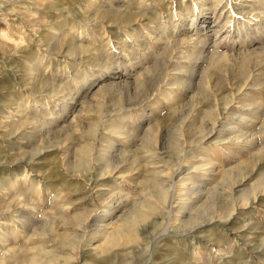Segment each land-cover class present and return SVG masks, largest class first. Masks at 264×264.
Returning <instances> with one entry per match:
<instances>
[{
	"label": "rangeland",
	"instance_id": "1",
	"mask_svg": "<svg viewBox=\"0 0 264 264\" xmlns=\"http://www.w3.org/2000/svg\"><path fill=\"white\" fill-rule=\"evenodd\" d=\"M42 1L43 0H0V184L2 183L0 186V203L11 201L12 204V206L9 205L7 209H4L6 210V212L4 214H0V216L8 217V215L11 213L16 215L17 213L20 215L28 214V216H30L34 220V223L40 226V223L43 224L45 223V221H57L58 216H56V218H53L51 216L49 217L50 211L53 210L57 203L61 205L63 204L62 211L65 215L68 216H70V214H73L75 210H90L91 213L84 225V230H80L82 228L75 227L73 225V221L70 220L71 230L74 232L75 230L81 231L84 239L79 248L74 250L66 249L67 252L64 251L66 252V254L69 253L72 258H70L68 261H65L61 259L62 257H60V261L58 262L59 264H81L83 259L82 255L79 253L81 252L80 249H82L83 245L88 253L92 252V250L89 249V246H87L86 243L88 242V240L92 239L91 230L94 228V223H101V217L104 214V209L106 208V206L111 202V213H115L117 215L122 214V212L126 211L131 205L132 199H134V195V197H136L137 195H143L144 193H141L142 191H139L141 190L139 189L141 186L136 185L132 180L133 178L138 176L133 175L134 177H128L126 184L123 185L125 189L124 192L121 191L119 193L117 185L120 183V180L115 176L108 175V172H105L104 174H102V171L100 172V168H102V166L100 165H102L103 160H98L96 158L100 150H107V157L111 158V160L113 159V165H116L118 163V161L116 160H118L120 157V152L118 150L119 145L117 144L119 139L118 135H116V132L114 131L117 117L122 114L127 116V113H129V116H127L128 118H125L127 120H121L128 123H126L127 127L129 128L127 129L129 130L128 132L130 134V137L133 138L128 145L130 149L128 150V152L136 151L139 144L143 142L142 137H140L142 130H140L139 128L134 130V125L142 120V118H138L135 113L137 110H139V112L144 113L147 117L150 112L151 105H154L157 109L154 110L151 119L153 118V121L156 120V123L159 125L160 133L166 140L169 139L173 141L172 139H175V127L178 124L181 125L182 119L186 116H189L187 119V123L189 124V126L186 123L187 128L186 126H184V132L185 135L189 132L191 133L196 125H198L200 122H204L207 119L206 114L203 113L204 109H211L215 105H222V103L224 102V95L226 93L231 94V91H229L231 85L228 81H225L224 77L230 74L236 75L237 71H233V68L227 71L224 68H222L221 70L218 69V67L212 66L209 68L208 80L197 82L196 85L193 84V87L190 86L189 90H191L192 88L194 89L191 90L190 94L178 97L177 100L171 99V94H169L171 93V88L173 89L176 87L175 84L171 82L178 81L177 75L173 76V74L179 72L180 62L183 61V63L186 64L185 69H187L190 67H194V63L196 66H198L197 62L203 64L207 63L206 57L209 56V53L206 54L207 51L205 50V46L204 49H202L204 51L202 55H200L199 53V48H196L194 53L192 54H186L184 51V42L177 40L174 43L172 41L176 38L182 37V32L186 31V35H188L190 39H196V37L197 39H204L207 45L210 46L209 50L213 48H218L221 50L224 48L223 50L227 49V52L229 51L231 55H241V49L243 50V53H245L247 50H249V48H251L253 45L255 46V44L257 45L258 43L260 44L258 46L264 49V25L262 24L264 23V20H262V22L258 24V27L262 29L261 35L255 38H253L254 36H257L255 35V28H252V26L250 25H248L247 27L248 30H250L249 38L246 39L244 37V34L242 33L243 31L238 32L236 29L239 28L241 30H244V27L240 25L241 21L242 23H249V21L254 22L255 19H251L254 12H260V14L262 13V17L264 16V0H221V2H213V0H206L205 2L204 0H180L181 2L178 3L177 1L179 0H165L166 3L164 2L163 5H151L149 3L142 5L138 2H135L134 4L132 2H127L126 0L125 2H122V0H108V2H106L107 0H102L103 2H99L98 6L94 8L93 6H88L87 2H83V0ZM56 1L58 2L56 3ZM39 3L41 4V6L39 5ZM213 5L218 7H214ZM105 6L109 7L107 8ZM135 6H139L138 8L140 9V12H145L143 10H146V15L144 14V16L134 18L131 20L132 22L129 23H119L110 19L114 16L121 17L122 14H125L126 16L131 15V13L135 11ZM153 7L155 9L153 12H151ZM96 9L100 10L101 13H104L105 18L102 17V14L97 16V13L95 11ZM212 9H214L215 11ZM219 9L223 11H220ZM238 9H240V11ZM111 12L113 13V15ZM203 12L204 14L207 13V15L214 19L216 25L218 24V32L214 30V32H212V37L208 36L209 32L207 29L199 28L202 24V21H200V19L202 18ZM220 12L221 15L219 16ZM108 16H110L109 20ZM193 18H197L194 25L190 24ZM156 22L158 24H156ZM231 24H235L234 27ZM135 25L137 27L135 29L136 31H130V27ZM163 25L167 26L168 37L159 38V34L162 35L161 31L164 27ZM225 33H227L226 36L224 35ZM119 38H121V40H119ZM155 38L156 40H154ZM250 39L254 40L251 41ZM213 40L216 43H214ZM220 42H222V44ZM243 43L245 44V46ZM124 45H126L127 47ZM142 47L144 48V51H141L143 50ZM230 47H233L235 50L233 48L229 49ZM235 52H237V54ZM146 53L149 54L148 57H145ZM131 54L133 55L130 56ZM198 55H200L201 58H205L204 61L201 62V59L197 57ZM204 55H206V57ZM123 57L125 62L121 63V59H123ZM128 57L130 58L128 59ZM145 65H151V68L153 69H151V71H148L143 67ZM262 65H264V63L258 65V69L255 68L256 70H252L253 74H251V76L249 77L247 83L245 84L246 86H244V88L238 91L237 95L234 96V101L232 100L228 106L229 114H227V116H229L220 119V121L217 120V125H223L224 120H231L232 116L239 113L238 106L240 105H244L245 108H254L255 110L253 111H247L248 114L246 115V124H242L239 126L240 129H243H241L242 133L239 139H245V135L248 136V138L250 139V141L247 142L248 146H246V143V145H242L240 147H233L229 151L231 154L224 157L223 153L219 150L218 147L212 146L213 148H211V146L206 145L207 149H212L211 151L214 152V155L210 157L215 159L217 162H215L214 164L215 167L217 166L215 168L216 170L214 169L213 172L210 171V173H206L204 171H197L199 169L196 168L197 170H195L193 173V176L198 178V180L201 179L200 182H202L201 184H203L202 188H206V190H209L211 188H218L221 191L222 184L221 182H219L221 181L222 174L221 167L224 166V168H226L228 166L226 165L228 158L235 157V159L237 160L240 157L244 162L254 164V161L257 159L253 154L260 155L262 153V156L260 155L261 161H257L258 164H256V166H264V158H262L264 157V66ZM168 70L170 71L168 72ZM119 75L128 76L126 78L128 83L127 86L122 85V79L124 77L122 79H119ZM137 76H140L141 80L136 81L135 78ZM169 78L171 82L167 81ZM227 78H229V76ZM196 79H198V76L196 77ZM100 80L102 81L100 82ZM251 80H253V82H251ZM194 81H192L191 83H193ZM230 81H232V79ZM96 82L98 83V85H100V87L105 85L103 86V88H106V90H104V92H102L100 96H91V94L87 91L88 86L90 85V83ZM112 82H114V84H117H110ZM107 84L109 85L106 86ZM112 86L115 87L112 88ZM251 93L253 96L251 95ZM152 94L154 97L152 96ZM120 96H123L124 102L126 100L125 108L122 109L118 108V99L120 98ZM190 96L193 97L191 98ZM134 107H139V109L136 110L134 109ZM18 108L19 113L21 112L20 115L17 113ZM170 111H172L173 114H169ZM166 114L169 115L166 116ZM83 118L85 120H83ZM99 119H101V121L98 122L97 126L91 128V125L95 123V121L97 122ZM32 120L34 121L32 122ZM1 122H3V124ZM8 122L11 124H7ZM106 123H110V126L105 127ZM254 124L257 126L259 125L260 129L257 128V126H254ZM3 125L8 126L6 127ZM105 130L108 132H106ZM223 135L224 136L222 141H227L228 136H232V134H229L227 130L223 131ZM86 140H88L92 144L93 148H91V156L94 159L92 160L90 175H80L78 174V172L76 173L74 171L73 162L76 159V148L79 144ZM223 143H225V147L229 145L228 142ZM106 144L108 147L111 146L112 148H108L107 146L105 147ZM183 147L185 150H183L182 152L183 155L181 154L179 156V159L175 160V155L173 153H170L171 148L165 146V159L169 160L170 164H172L173 162H178L180 160V163L189 166L191 162L190 160H195V158L199 160L203 159L205 158V152L208 153V151H201L198 143L185 142L183 144ZM250 148L254 150H250ZM146 154L148 153L144 154L146 156L145 158H143L144 156L142 155V153L138 154L140 156L139 161L141 165L145 164L143 163V161L145 162L148 159ZM185 161L189 162L186 163ZM26 162L29 164H27ZM170 164H166L164 162L158 163L160 168H167V166ZM207 165L209 166L210 164H206V166L203 165L202 168H206ZM175 167L176 166H174V169ZM142 168V166L139 167V176L145 174V171ZM22 169H25V175L29 176L30 178L33 177L35 179V188L32 190L21 189L16 191L7 189V187L3 188L4 183H9V180L11 181L13 179V175L15 173L13 171L16 170L17 172ZM64 171L66 172L64 173ZM56 172H59L60 174H57ZM96 172H98L99 174L97 175ZM202 172L204 174H202ZM45 173L47 174L45 175ZM54 173H56L58 176H55ZM48 174L51 175L49 176ZM206 176H208V178ZM257 176L258 175L256 174L253 175L252 179H255V177ZM55 177L58 178L56 179ZM74 181H77L78 183H74ZM104 181L105 183H103ZM46 185L47 187H45ZM62 185L63 187L67 186L68 189L63 188ZM77 186L80 188L82 187L81 190L79 189L78 191H76L75 189L77 188ZM106 186H108V188ZM47 188L50 190H47ZM99 189L101 190V192ZM102 189L104 192L102 191ZM1 191H3V193ZM55 193L58 194L54 195ZM133 193L134 195H132ZM83 195L85 197H83ZM95 195L96 197H98L95 198ZM106 195H109L110 198ZM81 197L84 198V200L80 199ZM105 197L108 199H106ZM111 197L114 198V201ZM123 203L125 204V206ZM32 206L36 207L37 209H35L34 211L32 209ZM49 206L53 208L47 209L49 208ZM44 209L46 210L44 211ZM250 209L253 210L252 208ZM43 211L45 212V214L42 213ZM250 211H242V214L240 215L241 217L237 219L239 221L236 220L238 224L236 223L234 225H231L224 223L225 227L228 226L230 228L228 231L231 240L224 241L220 239L219 242L221 244L224 243L226 246L225 250L220 252L216 245L212 246L210 244L217 243L211 240L212 238L214 239V236H228L226 234L227 230H225L224 232L221 231L218 234V230H221L220 228H225L224 226L222 227V223L220 224V227H218V224H215V221H211L209 223L204 222L200 226L193 225L194 227L188 226L187 228L178 230L170 225V222H172L175 217L174 210L170 211L168 217L166 215L164 218L152 215V218H149L150 222L147 223L141 230L143 231L142 237H145L147 239L141 241V245L139 247L140 249L138 250L139 252H137L135 257H128V259L125 260L130 261V263L128 264H155L156 262V264H161L162 262L163 264H181L182 262V264H264V205L258 208H254V210L251 212ZM215 212H217L216 209H214V213ZM189 215L190 214H186L185 216L187 217ZM209 215L210 213L208 212L203 216L207 217ZM15 218H20L19 220H21L23 217H12L13 220H16ZM153 218H156V222H161V225L157 223L154 224V226L152 223ZM58 222L59 221H57L56 223L57 227H59L60 225V222L59 224ZM7 223L10 227L13 225V227H15L16 224V222L13 223V221H8ZM213 223L216 227H212ZM165 228L167 229L164 233ZM9 229L11 230V228ZM232 229L235 232H232ZM257 230H259L260 232H258ZM257 233H261V236ZM239 236L240 240L246 243V250L243 253L244 256L237 259L236 261L231 260L229 262L227 258L230 257L232 253L226 251L231 247H233V251L238 250L240 246L242 247V245L238 244L240 243L239 240L235 241V239L239 238ZM254 236H258L259 238H255ZM205 241L207 243L209 242L208 246ZM177 246L178 248L175 249V247ZM142 247H146V251H143V253H141L142 251H140L141 249L144 250ZM171 247L172 249L170 250ZM148 252L152 253L151 258L149 259V261H144L147 257ZM116 258V264L124 263V261H122L123 254L117 255ZM246 259H250L251 262H249V260L247 262Z\"/></svg>",
	"mask_w": 264,
	"mask_h": 264
},
{
	"label": "bare ground",
	"instance_id": "2",
	"mask_svg": "<svg viewBox=\"0 0 264 264\" xmlns=\"http://www.w3.org/2000/svg\"><path fill=\"white\" fill-rule=\"evenodd\" d=\"M44 1V0H43ZM42 1V2H43ZM47 1V0H46ZM51 1V0H50ZM77 1V0H76ZM102 0H83V2H87L88 6H93L97 7L98 3L101 2ZM120 1V0H119ZM127 2H132L135 4V2L137 3H141L142 5H145L146 3H149L151 5L155 4V5H163L165 0H126ZM202 1V0H200ZM206 0H204L205 2ZM241 1V0H240ZM253 1H259V0H253ZM58 1H56L57 3ZM103 2V1H102ZM108 2V0L106 1ZM122 2H125V0H122ZM121 2V3H122ZM126 2V3H127ZM171 2V1H170ZM175 2V1H174ZM181 2L180 0L177 1ZM190 2V1H189ZM213 2H221V0H213ZM225 2V1H224ZM223 2V3H224ZM166 3V2H165ZM197 3V2H196ZM200 3V2H199ZM231 3V2H230ZM235 3V2H234ZM46 4V3H45ZM50 4V2H49ZM62 4V3H60ZM66 4V3H65ZM104 4V3H101ZM117 4V2H116ZM130 4V3H129ZM169 4V3H167ZM183 4V3H182ZM220 4V3H219ZM39 5L41 6V4L39 3ZM59 5V4H57ZM119 5V4H118ZM121 5V4H120ZM227 5V4H226ZM233 5V4H232ZM56 6V5H55ZM69 6V3H68ZM76 6V4H75ZM114 6V5H113ZM127 6V5H126ZM130 6V5H129ZM141 6V5H139ZM139 6H135V11L131 13V15H125L122 14L121 17H117L114 16L110 19L117 21V22H121V23H129L132 22L131 20L140 16H144V14L146 15V10H143L145 12H140V9L138 8ZM214 6V5H213ZM51 7V6H50ZM49 7V8H50ZM54 7V5H53ZM64 7V6H63ZM105 7H109V6H105ZM112 7V6H110ZM119 7V6H118ZM123 7V6H122ZM156 7V6H155ZM214 7H218V6H214ZM238 7V6H237ZM255 7V6H254ZM76 8V7H75ZM210 8V7H209ZM249 8V7H248ZM154 7L152 8L151 12L154 11ZM205 9V8H204ZM226 9V8H225ZM229 9V8H228ZM242 9V6H241ZM214 10V9H212ZM220 10V9H219ZM240 11V9H238ZM262 10V9H261ZM96 11V15L99 16L100 14H102V17L105 16L104 13H101L100 10H95ZM98 11V12H97ZM215 11V10H214ZM223 11V10H220ZM233 11V10H231ZM237 11V10H236ZM157 12V11H156ZM167 12V11H165ZM175 12V11H174ZM226 12V11H225ZM228 12V11H227ZM230 12V11H229ZM235 12V11H234ZM88 13V12H87ZM86 13V14H87ZM109 13V12H108ZM112 13V12H111ZM110 13V15H111ZM163 13V12H162ZM73 14V13H72ZM92 14V13H91ZM94 14V13H93ZM121 14V13H120ZM154 14V13H153ZM181 14V13H180ZM184 14V13H183ZM191 14V13H190ZM232 14V13H231ZM234 14V13H233ZM238 14V13H236ZM109 15V14H108ZM113 15V13H112ZM156 15V14H155ZM221 15V12L219 14V16ZM228 15V14H227ZM249 15V14H248ZM85 16V15H84ZM166 16V15H165ZM92 17V15H91ZM96 17V16H95ZM107 17V16H106ZM108 16V20H109ZM186 17V16H185ZM196 17V16H195ZM255 17V18H254ZM62 18V17H61ZM85 18V17H82ZM105 18V17H104ZM157 18V17H156ZM192 18V17H191ZM215 18V17H214ZM226 18V17H224ZM107 19V18H106ZM149 19V18H148ZM197 18H193L191 20L190 24L195 23ZM220 19V18H219ZM251 19H255L254 22L249 21V23H245L242 21L240 22V25H242L244 27V30H241L239 28H236L238 32H242L244 34L245 39L249 38V34H250V30H248V25L252 26V28H255V35L253 38L258 37L261 35L262 29L258 27V24H260L262 22V20H264V16L262 17V13L260 14V12H254L253 13V17ZM162 20V19H161ZM169 20V19H168ZM105 21V20H104ZM139 21V20H138ZM137 21V22H138ZM176 21V20H175ZM200 21H202V24L200 25V29H207L208 30V36L212 37L214 30H216V32H218V24L216 25V22L214 19H212L209 15H207V13L202 15V18L200 19ZM221 21V20H220ZM223 21V20H222ZM110 22V21H109ZM102 23V22H101ZM166 23V21H165ZM172 23V22H171ZM67 24V23H66ZM156 24H158L156 22ZM162 24V23H161ZM182 24V23H180ZM184 24V23H183ZM264 25V23H262ZM48 25V24H47ZM130 25V24H129ZM196 25V24H195ZM233 25V24H231ZM230 25V26H231ZM235 25V24H234ZM233 25V27H234ZM111 26V25H110ZM117 26V25H116ZM164 26V25H163ZM226 26V25H225ZM260 26V25H259ZM121 27V26H120ZM142 27V26H141ZM261 27V26H260ZM263 27V26H262ZM78 28V27H76ZM80 28V27H79ZM92 28V27H91ZM136 25L130 27V31H136ZM143 28V27H142ZM174 28V27H173ZM191 28V27H190ZM193 28V27H192ZM226 28V27H225ZM49 29V28H48ZM66 29V28H65ZM94 29V28H93ZM91 29V30H93ZM121 29V28H120ZM152 29V28H151ZM157 29V27H156ZM222 29V28H221ZM220 29V30H221ZM61 30V29H60ZM67 30V29H66ZM76 30V29H75ZM88 30V29H87ZM118 30V29H117ZM176 30V29H175ZM182 30V29H181ZM186 30V29H185ZM219 30V31H220ZM225 30V29H224ZM234 30V29H233ZM84 31V30H83ZM129 31V30H128ZM192 31V30H191ZM227 31V30H226ZM230 31V30H229ZM62 32V31H61ZM88 32V31H87ZM115 32V31H114ZM162 35L159 34V38H166L168 37V30H167V26L165 25L162 28ZM181 32V31H180ZM237 32V33H238ZM63 33V32H62ZM81 33V32H79ZM90 33V32H89ZM118 33V31H117ZM129 33V32H128ZM137 33V32H136ZM202 33V32H201ZM204 33V32H203ZM207 33V32H206ZM98 34V33H97ZM170 34V33H169ZM223 34V33H222ZM227 33H225L224 35L226 36ZM231 34V33H230ZM235 34V32H234ZM49 35V33H48ZM216 35V34H215ZM214 35V36H215ZM46 36V35H45ZM80 36V34H79ZM86 36V35H85ZM84 36V37H85ZM130 36V35H129ZM132 36V34H131ZM154 36V35H152ZM218 36V35H217ZM222 36V35H221ZM239 36V35H238ZM72 37V36H71ZM121 37V36H120ZM192 37V36H191ZM47 38V37H46ZM74 38V37H73ZM122 38V37H121ZM121 38H119V40H121ZM221 38V37H220ZM24 39V38H23ZM55 39V38H54ZM53 39V40H54ZM126 39V38H125ZM124 39V40H125ZM128 39V38H127ZM153 39V38H152ZM208 39V38H207ZM215 39V38H214ZM258 39V38H257ZM256 39V40H257ZM261 39V38H260ZM46 40V39H44ZM49 40V39H48ZM89 40V39H88ZM123 40V39H122ZM134 40V39H133ZM132 40V41H133ZM156 40V38L154 39ZM177 40H180L181 42L185 43V53L189 54V53H194L196 48H199L200 50V55H202V53L204 52L202 49H204L205 46V50L207 51L206 54L209 53V56L206 57V55H204L207 58V63L203 64V63H198V66L195 65L194 63V67H190L185 69V65L182 62H180V70L177 73H174L173 76L177 75L178 78V83L177 82H171L170 78L167 81H170L171 83L175 84V88H171V94L170 97L171 99H176L178 97H182L183 95H188L191 93L190 86L193 87V84L196 85L197 82L200 81H206L209 79V68L212 66L218 67V69L224 68L227 71L229 69H232L233 71H237V74H230L225 76V81H228L229 84L231 85L229 91H231V94L226 93L224 95V102L222 103V105H215L214 107H212L211 109H204L203 113L206 114L207 119L204 122H200L198 125H196L192 131L191 129V133H187L185 135L184 132V126H186L187 123V119L189 116H186L185 118L182 119V124H176L177 126L175 127L176 132H174V138L175 139H165L164 137H162V134L160 133L159 130V125L156 123V120L153 121V118L151 119L154 110L156 109V107L154 105H151L150 107V112L148 114V116L146 117V115L142 112H139V107H134V109H136V115L138 118H142V122L139 121L138 123H136L134 125V130L139 128L140 130H142L141 136L143 142L139 144V146L137 147L136 151H129V147L128 145L130 144V142L132 141L133 138L130 137L129 134V128L127 127L126 123L124 121H121L125 118H128L127 116H129V113H127L128 115L125 116L124 114L120 115L119 117H117V121L115 124V132L116 135H118V150L120 152V157L118 160V163L116 165L114 164V161L111 160V158L107 157V150L106 149H102L100 150V152L97 155V159L98 160H103L102 162V168H100V172L102 171V174H104L105 172H108V175L111 176H115L116 178H118L120 181V183L117 185V189L119 191V193L121 191L124 192V187L123 185L126 184V181L128 179V177L130 176H138L133 178V182L136 185H140L141 187L139 189V191H142L141 193H143V195H137L136 197H134V193L132 195L134 199H132V203L131 205L128 207V209L126 211H123L122 214H115V213H111V202L106 206V208L104 209V214L101 217V223L97 224L94 223V228L91 230V236L92 239L88 240V242L86 243L87 246H89V249L92 250V252L88 253L87 250H85V248L82 245V249L81 252H79L82 255V259L83 261L81 262V264H116L115 260H117V255L119 254H123V260L124 263L123 264H128L130 263V261L125 260L128 259V257H135L137 252H139L138 250L140 249V245H141V241L147 238H143L142 233L143 231L142 228L150 222L149 218L152 215L155 216H160L162 218H164L166 215L168 217L170 211L175 212V217L174 220L172 222H170V225L173 228H176L178 230L187 228L188 226H195V225H202L204 222H211V221H215V224L217 223L218 227H220V224L222 223V227L224 226V223L226 224H238V222H236V220L241 217L240 215L242 214V211H250L252 208L254 210V208H258L264 205V166H256L257 161H261L260 159V155L259 154H253L256 156V159L254 162V164L248 163V162H244L240 157L236 160L235 157L232 158H228L226 165H228L226 168L221 167L222 169V174H221V191L218 188H211L209 190H206V188H202L203 184H201L202 182H200V180H198V178H196L195 176H193V173L195 170H197L196 168H198L199 170L197 171H204V172H209L212 171L217 167H215V162L216 160L213 159L212 155H214V152H212V149H207V146H211V148H213L212 146H216L219 148V150L223 153L224 157L229 156V154H231L229 151L231 150V148L233 147H240L242 145H246V143L248 141H250V139L248 138V136L245 135V139H239V137L241 136V129H240V125L242 124H246V115L248 114L249 111H253L255 110L254 108H245L244 105H240L238 106L239 108V113L234 116H232L231 120H224V124L222 125H217V120L220 121V119L222 118H226L228 117L227 114H229L228 109H229V104L231 103V101L234 99V96L237 95V92L240 91L241 89L244 88V86H246L245 84L247 83L249 77L251 76L252 70L257 68L258 65H260L261 63H264V49H262L260 46L258 41H257V45L255 44V46L253 45L251 48H249V50H245L246 52L243 53V50L241 48L242 54L241 55H231V53H229V51L227 52V49L223 50V49H218V48H213L211 50L210 46L207 45L206 41L204 39H190L188 37V35H186V31L182 32V37L180 38H176L174 39L172 42H176ZM240 40V39H239ZM238 40V41H239ZM244 40V39H243ZM251 41H253L254 39H250ZM71 41V40H70ZM117 41V40H116ZM209 41V40H207ZM226 41V40H225ZM67 42V41H66ZM78 42V41H77ZM119 42V41H118ZM117 42V44H118ZM155 42V41H153ZM158 42V41H157ZM214 43H216L213 40ZM212 42V43H213ZM241 42V41H240ZM63 43V42H62ZM134 43V42H133ZM160 43V42H159ZM219 43V42H217ZM222 44V42H220ZM236 43V42H235ZM239 43V42H238ZM242 43V42H241ZM245 43V42H244ZM243 43V44H244ZM253 43V42H252ZM61 44V43H60ZM77 44V43H76ZM140 44V43H139ZM154 44V43H153ZM234 44V43H233ZM242 44V45H243ZM129 45V44H128ZM225 45V44H224ZM264 45V44H263ZM70 46V45H69ZM120 46V44H119ZM126 46V45H124ZM133 46V45H132ZM131 46V47H132ZM146 46V45H145ZM183 46V47H184ZM213 46V45H212ZM236 46V45H235ZM245 46V44H244ZM78 47V46H76ZM118 47V46H117ZM127 47V46H126ZM139 47V46H138ZM175 47V46H174ZM240 47V46H238ZM141 48V47H140ZM143 48V47H142ZM228 48V47H227ZM233 47H230L229 49H232ZM236 48V47H235ZM243 48V47H242ZM67 49V47H66ZM228 49V50H229ZM234 49V48H233ZM238 49V48H237ZM150 50V49H149ZM235 50V49H234ZM121 51V50H120ZM144 51V48L143 50ZM146 51V50H145ZM152 51V50H151ZM122 52V51H121ZM98 53V52H96ZM140 53V52H139ZM234 53V52H233ZM237 54V52H235ZM94 54V53H93ZM124 54V53H123ZM141 54V53H140ZM145 54V53H144ZM198 54V51H197ZM205 54V53H204ZM97 55V54H96ZM133 54H131L130 56H132ZM142 55V54H141ZM148 53H146L145 57H148ZM151 55V54H150ZM174 55V54H173ZM198 55L197 57L199 59H201L200 61H204L205 58H201V56ZM129 56V55H128ZM119 57V56H118ZM126 57V55H125ZM37 58V57H36ZM130 57H128L129 59ZM132 58V57H131ZM136 58V57H135ZM143 58V57H142ZM94 59V58H93ZM118 59V58H117ZM126 59V60H128ZM152 59V58H151ZM173 59V58H172ZM134 60V59H133ZM153 60V59H152ZM167 60V59H166ZM31 61V60H30ZM35 61V60H34ZM41 61V60H40ZM199 61V60H198ZM124 63V57L123 59H121V63ZM132 62V61H131ZM185 62V61H184ZM190 62V61H189ZM206 62V61H205ZM142 63V62H141ZM133 64V63H131ZM166 64V63H165ZM193 64V63H192ZM32 65V64H31ZM264 66V65H262ZM106 67V66H105ZM146 70L151 71V65H145L143 66ZM107 68V67H106ZM32 69V68H30ZM258 69V68H257ZM145 70V71H146ZM166 70V69H164ZM256 70V69H255ZM31 71V70H29ZM28 71V72H29ZM170 70H168L169 72ZM259 71V70H258ZM263 71V70H262ZM127 72V71H126ZM36 73V72H34ZM165 73V72H164ZM108 74V73H107ZM123 74V73H122ZM263 74V73H261ZM124 75V74H123ZM142 75V74H141ZM118 76V75H117ZM120 76V75H119ZM171 76V74H170ZM167 76V77H170ZM198 76V79H196V77ZM229 76V78H227ZM103 77V76H102ZM124 77V78H123ZM128 76H120L119 79H122V85L127 86V78ZM106 78V77H105ZM167 79V78H166ZM232 79V81H230ZM257 79V78H256ZM135 80H141L140 76L136 77ZM195 80V81H194ZM102 80H100L101 82ZM113 81V80H112ZM117 81V80H116ZM119 81V80H118ZM192 81H194L193 83H191ZM250 81V80H249ZM255 81V80H254ZM261 81V80H260ZM263 81V80H262ZM158 82V81H157ZM251 82H253V80H251ZM140 83V81H139ZM257 83V82H256ZM101 84V83H100ZM110 84H114V82L110 83ZM117 84V83H116ZM114 84V85H116ZM120 84V83H119ZM98 83H90V85L88 86L87 91L91 94V96H100L102 92H104V90H106V88L104 89L103 85L102 87H100V85H98ZM109 84H107L106 86H108ZM111 86V85H110ZM253 86V85H252ZM251 86V87H252ZM261 86V85H260ZM264 86V85H263ZM115 86H112V88ZM248 87V86H247ZM256 87V86H255ZM124 88V87H122ZM196 88V87H195ZM163 89V88H161ZM169 89V88H168ZM249 89V88H248ZM177 90V91H176ZM194 90V89H193ZM165 92V91H163ZM167 92V91H166ZM170 92V91H169ZM260 92V91H259ZM157 93V92H156ZM168 93V92H167ZM166 93V94H167ZM88 94V95H90ZM250 94V93H249ZM85 95V94H84ZM159 95V94H157ZM164 95V94H163ZM192 95V94H191ZM230 95V96H229ZM233 95V96H232ZM252 95V93H251ZM153 96V94H152ZM194 96V95H193ZM192 96V97H193ZM242 96V95H241ZM244 96V95H243ZM253 96V95H252ZM154 97V96H153ZM161 97V95H160ZM191 97V96H190ZM191 97V98H192ZM258 97V96H257ZM256 97V98H257ZM66 98V97H65ZM89 98V97H88ZM158 98V97H157ZM167 98V97H166ZM189 99V98H188ZM182 100V98H181ZM236 100V99H235ZM152 101V100H151ZM171 101V100H170ZM174 101V100H173ZM234 101V100H233ZM247 101V100H245ZM126 102V100H125ZM125 102L123 100V96H120V98L118 99V108L122 109L125 108ZM175 102V101H174ZM236 102V101H235ZM167 103V102H166ZM242 103V102H241ZM9 104V103H8ZM136 104V103H135ZM142 104V103H141ZM157 104V103H156ZM172 104V102H171ZM245 104V103H244ZM233 105V104H232ZM250 105V104H249ZM259 105V104H258ZM16 106V105H15ZM179 106V105H178ZM17 107V106H16ZM15 107V110H16ZM182 107V106H181ZM237 107V106H236ZM235 107V108H236ZM168 108V107H167ZM206 108V107H205ZM259 108V107H258ZM131 109V108H130ZM160 109V108H159ZM257 109V108H256ZM260 109V108H259ZM258 109V111H259ZM10 110V109H9ZM73 110V109H72ZM157 110V109H156ZM208 110V111H207ZM13 111V110H12ZM18 114L19 113V108L17 110ZM42 111V110H41ZM160 111V110H159ZM248 111V112H247ZM75 112V111H74ZM263 112V111H262ZM7 113V112H6ZM116 113V112H115ZM122 113V112H121ZM120 113V114H121ZM124 113V112H123ZM132 113V112H131ZM140 113V114H139ZM172 113V111L169 112V114ZM255 113V111H254ZM14 114V112H13ZM133 114V113H132ZM169 114H166L169 115ZM173 114V113H172ZM175 114V113H174ZM232 114V113H231ZM250 114V113H249ZM260 114V113H259ZM73 115V114H72ZM71 115V116H72ZM86 115V114H85ZM89 115V114H88ZM203 115V114H202ZM258 115V114H257ZM255 115V116H257ZM262 115V114H261ZM16 116V115H15ZM134 116V115H133ZM253 116V115H252ZM13 117V116H12ZM91 117V116H89ZM116 117V116H115ZM169 118V117H168ZM201 118V117H200ZM70 119V118H69ZM90 119V118H89ZM94 119V118H93ZM91 119V120H93ZM155 119V118H154ZM167 119V118H166ZM203 119V118H202ZM253 119V118H252ZM263 119V118H262ZM3 120V119H2ZM83 120H85L83 118ZM103 120V119H102ZM127 120V119H125ZM190 120V119H189ZM8 121V120H7ZM34 120H32L33 122ZM87 121V120H86ZM101 121V119H99L97 122L95 121V123H93L91 125V128H94L97 126L98 122ZM160 121V120H159ZM4 122V121H3ZM3 122H1L3 124ZM30 122V121H29ZM112 122V120H111ZM136 122V121H135ZM189 122V121H188ZM15 123V122H13ZM70 123V122H69ZM90 123V122H89ZM194 123V122H192ZM198 123V122H197ZM221 123V122H220ZM248 123V122H247ZM7 124H11V123H7ZM128 124V123H127ZM188 124V123H187ZM103 125V124H102ZM6 126V125H3ZM8 126V125H7ZM6 126V127H7ZM10 126V125H9ZM73 126V125H72ZM110 123H106L105 127H109ZM189 126V124H188ZM193 126V125H192ZM254 126H257L254 124ZM41 127V126H40ZM250 127V126H249ZM48 128V126H47ZM90 128V129H91ZM128 128V129H127ZM187 128V126H186ZM193 128V127H192ZM257 128H259V125L257 126ZM40 129V128H39ZM260 129V128H259ZM24 130V129H23ZM22 130V131H23ZM37 130V129H36ZM167 130V129H166ZM227 130L229 134H232V136H228V140L227 141H222L223 139V131ZM243 130V129H242ZM258 130V129H257ZM45 131V129H44ZM106 131V130H105ZM168 131V130H167ZM189 131V130H186ZM246 131V130H245ZM31 132V131H30ZM96 132V131H95ZM108 132V131H106ZM135 132V131H134ZM139 132V131H138ZM261 132V131H260ZM11 133V132H10ZM25 133V131H24ZM39 133V132H37ZM43 133V132H42ZM248 133V132H246ZM262 133V132H261ZM23 134V133H22ZM21 134V135H22ZM250 134V133H249ZM253 134V133H252ZM264 134V133H263ZM105 135V134H104ZM244 135V134H243ZM115 136V135H114ZM250 136V135H249ZM20 137V136H19ZM25 137V136H24ZM90 137V136H89ZM254 137V136H253ZM23 138V137H21ZM96 138V137H95ZM114 138V137H113ZM135 138V137H134ZM138 138V137H137ZM164 138V139H163ZM116 139V138H115ZM117 139V140H118ZM28 140V139H27ZM91 140V139H90ZM140 140V139H139ZM166 140V142H165ZM110 141V140H108ZM137 141V140H136ZM168 141V143H167ZM10 142V141H9ZM112 142V141H111ZM134 142V141H133ZM185 142H189V143H198L199 148L201 151L204 150L208 151V153L205 152V155L203 159H196L195 160H190V164L189 166L184 165L182 163H180V160L178 162H173L172 164H170V161L165 159V155H166V150L164 149L165 146L171 148V152L173 153L175 156V160L179 159V156L182 154L184 147L183 144ZM223 142H228L229 145L227 147H225V143ZM22 143V142H21ZM103 143V142H102ZM137 143V142H136ZM227 143V144H228ZM252 143V142H250ZM249 143V144H250ZM256 143V142H255ZM261 143V142H260ZM23 144V143H22ZM104 144V143H103ZM138 144V143H137ZM26 145V144H25ZM78 145V144H77ZM111 145V144H110ZM109 145V146H110ZM17 146V145H16ZM20 146V145H19ZM107 146V144L105 145V147ZM248 146V143L247 145ZM13 147V146H12ZM100 147V146H99ZM108 147V146H107ZM111 147V146H110ZM108 147V148H110ZM115 147V146H114ZM188 147V146H187ZM186 147V148H187ZM91 148L92 144L91 142H89L88 140L82 142L81 144L78 145V147L76 148V159L73 162V169L74 171L80 175H90V170H91V166H92V160L94 159L91 156ZM112 148V147H111ZM254 148V147H253ZM75 149V148H74ZM132 149V147H131ZM115 150V149H114ZM135 150V149H134ZM246 150V149H245ZM250 150H254L251 149ZM169 151V150H168ZM185 151V150H184ZM97 153V151H96ZM118 153V152H117ZM142 153V155L144 156L143 158H145L146 156L144 155L145 153L147 155V160L143 163L145 164H140L139 161V155ZM144 153V154H143ZM252 153V152H251ZM259 153V152H258ZM95 154V153H94ZM112 154V153H110ZM207 154V155H206ZM115 155V154H114ZM117 155V154H116ZM183 155V154H182ZM110 156V155H109ZM191 156V155H190ZM262 156V155H261ZM112 157V156H111ZM173 157V156H172ZM186 157V156H185ZM184 157V159H185ZM192 157V156H191ZM142 158V159H143ZM169 158V157H168ZM183 158V156H182ZM194 158V157H193ZM221 158V157H220ZM223 158V157H222ZM264 158V157H262ZM35 159V158H34ZM141 159V161H142ZM183 159V160H184ZM145 160V159H144ZM219 160V159H218ZM236 160V161H235ZM164 162L166 164H170L167 166V168H160L158 163ZM186 163L189 161H185ZM27 163V162H26ZM217 163V162H216ZM29 164V163H27ZM206 164H210L209 166L207 165L206 168H202L203 165L206 166ZM261 164V163H259ZM143 167L142 169L145 171L142 176H139V167ZM164 166V165H163ZM174 166L175 169H174ZM187 166V167H186ZM256 166V167H255ZM93 168V167H92ZM191 168V170H190ZM220 168V167H219ZM27 169V168H26ZM52 169V168H51ZM53 170V169H52ZM55 170V169H54ZM66 170V169H64ZM94 170V169H93ZM141 170V169H140ZM216 170V169H215ZM30 171V170H29ZM62 171V169H61ZM73 171V172H74ZM95 171V170H94ZM142 171V170H141ZM140 171V172H141ZM15 172L13 175V179L10 181L9 179V183H4L3 184V188L7 187V189H12L13 191L16 190H32L35 188V179L32 177L30 178L29 176L25 175V169L19 170ZM47 172V171H45ZM49 172V170H48ZM66 171H64L65 173ZM68 172V171H67ZM57 173V172H56ZM54 173L55 176L59 173ZM199 173V172H198ZM12 174V173H10ZM47 173H45L46 175ZM52 174V173H51ZM50 174V175H51ZM60 174V173H59ZM70 174V173H68ZM96 174L98 175L99 173L96 172ZM202 174H204L202 172ZM258 175L257 177H255V179H252L253 175ZM49 175V174H48ZM49 175V176H50ZM66 175V174H65ZM77 175V174H74ZM141 175V174H140ZM196 175V174H195ZM58 176V175H57ZM62 176V175H61ZM60 176V177H61ZM69 176V175H68ZM210 176V175H209ZM46 177V176H44ZM53 177V176H52ZM67 177V176H66ZM75 177V176H74ZM134 177V176H133ZM208 178V176H206ZM205 177V178H206ZM218 177V176H217ZM11 178V177H10ZM56 178V177H55ZM58 178V177H57ZM56 178V179H57ZM92 178V177H91ZM206 178V179H207ZM213 178V177H212ZM82 179V178H80ZM4 180V178H3ZM2 180V181H3ZM66 180V179H64ZM73 180V179H72ZM92 180V179H91ZM101 180V179H100ZM204 180V179H203ZM210 180V179H209ZM1 181V182H2ZM59 182V181H58ZM62 182V181H61ZM64 182V181H63ZM122 182V184H121ZM211 182V181H210ZM66 183V182H65ZM71 183V182H70ZM74 183H78L77 181H74ZM83 183V182H81ZM102 183V182H101ZM105 183V181L103 182ZM199 183V184H197ZM205 183V182H204ZM2 184V183H1ZM0 184V186H1ZM53 184V183H52ZM57 184V183H56ZM90 184V183H88ZM107 184V183H106ZM112 184V183H111ZM213 184V183H212ZM45 185V184H44ZM43 185V186H44ZM77 185V184H76ZM85 185V184H83ZM135 185V186H136ZM42 186V185H41ZM49 186V184H48ZM70 186V185H69ZM74 186V185H73ZM72 186V187H73ZM92 186V185H91ZM102 186V185H101ZM109 186V185H108ZM108 186H106L108 188ZM134 186V187H135ZM47 187V185L45 186ZM63 187V185H62ZM70 187V188H72ZM88 187V186H87ZM44 188V187H43ZM61 188V187H60ZM65 189H68V187H63ZM82 188V187H81ZM80 187L77 186V188L75 189L76 191H78L79 189L81 190ZM145 189V190H144ZM1 190V189H0ZM3 190V189H2ZM47 190H50L47 188ZM46 190V191H47ZM100 190V189H99ZM107 190V189H106ZM54 191V190H53ZM103 191V189H102ZM138 191V189H137ZM3 193V191H1ZM8 192V191H7ZM29 192V191H28ZM69 192V191H68ZM83 192V191H82ZM101 192V190H100ZM104 192V191H103ZM110 192V191H109ZM127 192V191H126ZM12 193V192H11ZM10 193V194H11ZM64 193V192H63ZM86 193V191H85ZM51 194V193H49ZM58 193H55L54 195H56ZM71 194V193H70ZM82 194V193H81ZM113 194V193H112ZM137 194V193H135ZM98 195V194H97ZM101 196V194H100ZM99 196V197H100ZM109 196V195H106ZM115 196V194H114ZM83 197H85L83 195ZM87 197V196H86ZM98 197V196H97ZM95 195V198H97ZM16 198V197H14ZM19 198V197H18ZM22 198V197H21ZM47 198V197H44ZM55 198V197H54ZM88 198V197H87ZM101 198V197H100ZM106 198V197H105ZM104 198V199H105ZM110 198V196H109ZM112 198V197H111ZM83 199L84 198H80ZM108 199V198H106ZM6 200V199H5ZM4 200V201H5ZM19 200V199H18ZM98 200V199H97ZM110 200V199H109ZM112 200L114 201V198H112ZM116 200V199H115ZM23 201V200H22ZM65 201V200H64ZM63 201V202H64ZM111 201V200H110ZM18 202V201H17ZM105 202V201H104ZM116 202V201H115ZM124 202V201H123ZM22 203V202H21ZM25 203V202H24ZM70 203V202H68ZM50 204V203H49ZM118 204V203H117ZM124 204V203H123ZM12 206L11 201L6 203H0V214H4L6 212L8 206ZM69 205V204H68ZM67 205V206H68ZM106 205V204H105ZM113 205V203H112ZM121 205V204H120ZM46 206V205H45ZM95 206V205H94ZM125 206V204H124ZM24 207V206H23ZM33 207V206H32ZM40 207V205H39ZM63 204H58L53 208L51 206H49V208L47 209H51L53 208V210L50 211L49 217H53L56 218V216H58L57 221L60 222L59 227H57V221H45V223H40L41 225H36V223H34V220L27 215H20L17 213L18 216H22L23 218L21 220H19L18 218H15L16 220H13L12 217H18L16 214H9L8 217H2L0 216V264H59L58 262L60 261V257H62V260L68 261L70 258H72V256H70L69 253L66 254L67 250L66 249H77L80 247V244H82V241L84 239L83 234L81 233V231H77L75 230L72 231L71 230V226H70V220L73 221V225L75 227L78 228H82L80 230H84V225L87 221V219L89 218V215L91 213V211L89 210H82V211H78L75 210V212L73 214H70V216L65 215L64 212L62 211ZM91 207V206H89ZM114 207V206H113ZM250 207V208H249ZM17 208V207H16ZM27 208V207H26ZM65 208V207H64ZM13 209V208H12ZM18 209V208H17ZM30 209V208H29ZM34 211L35 209H37L36 207L32 208ZM91 209V208H90ZM102 209V208H101ZM123 209V208H122ZM214 209H216L217 212L214 213ZM250 209V210H248ZM26 210V209H25ZM46 209H44L45 211ZM94 210V209H93ZM251 210V211H253ZM10 211V210H9ZM38 211V210H37ZM42 212L45 214V212ZM67 211V210H66ZM122 211V210H120ZM211 211V212H210ZM250 211V212H251ZM173 212V213H174ZM210 213L209 216L204 217L203 215L205 213ZM16 213V212H15ZM24 213V212H23ZM118 213V212H117ZM30 214V213H29ZM67 214V213H66ZM186 214H190L189 216H185ZM245 214V213H244ZM93 215V214H92ZM108 216V217H107ZM107 217V218H106ZM48 218V217H47ZM106 218V219H104ZM152 218V217H151ZM243 218V217H242ZM156 218H153V225L154 224H159L161 222H156L155 220ZM167 219V218H166ZM244 219V218H243ZM47 220H51V219H47ZM99 220V219H98ZM159 220V219H158ZM163 220V219H161ZM8 221H13L16 222L15 227L13 226H8ZM39 221V220H38ZM43 221V220H41ZM90 221V220H89ZM88 221V222H89ZM239 221V220H237ZM36 222V221H35ZM58 222V224H59ZM10 224V223H9ZM90 224V223H89ZM93 224V223H92ZM215 224H212V227H216ZM151 225V224H150ZM168 225V224H166ZM92 226V225H91ZM90 226V227H91ZM152 226V225H151ZM155 226V225H154ZM193 226V227H194ZM242 226V224H241ZM251 226V225H250ZM93 227V226H92ZM91 227V228H92ZM150 227V226H149ZM163 227V226H162ZM225 227V226H224ZM257 227V226H256ZM11 228V230L9 229ZM90 228V229H91ZM236 228V227H235ZM238 228V226H237ZM242 228V227H240ZM86 229V228H85ZM167 228L164 229V233L165 230ZM203 229V228H202ZM221 230H218V234L219 232H224L225 230H227V237L226 236H220L217 235L216 237L214 236V239L212 238L211 240H213L214 242L217 243H212L210 245H216L220 251L225 250L226 246L224 243H220V239L224 240V241H229L231 240L229 237V227H225V228H220ZM255 229V228H254ZM253 229V230H254ZM87 230V229H86ZM251 230V229H250ZM149 231V230H148ZM234 230L232 229V232ZM258 232H260L259 230H257ZM83 232V231H82ZM88 232V231H87ZM180 232V231H179ZM235 232V231H234ZM253 232V231H252ZM89 233V232H88ZM251 233V232H249ZM157 234V233H156ZM160 234V233H159ZM187 234V233H186ZM253 234V233H252ZM258 234V233H257ZM261 234V233H260ZM258 234V235H260ZM145 235V233H144ZM169 235V234H168ZM173 235V234H172ZM200 235V234H199ZM256 235V234H255ZM183 236V235H182ZM196 236V235H195ZM244 236V235H243ZM261 236V235H260ZM157 237V236H156ZM170 237V236H169ZM237 237V236H236ZM245 237V236H244ZM252 237V236H251ZM255 237V236H254ZM258 236H256L255 238H257ZM158 238V237H157ZM179 238V237H178ZM193 238V237H192ZM210 238V237H209ZM250 238V237H249ZM259 238V237H258ZM261 238V237H260ZM88 239V238H87ZM235 239V238H234ZM244 239V238H243ZM254 239V238H253ZM149 240V239H148ZM210 240V241H211ZM239 240L240 243H238L239 245H242V247L240 246V248H238V250L233 251V247H231L230 249H228L226 252H230L232 253L230 257H228V261L230 262L231 260H237L241 257H243V253L246 250V243H244L243 241L240 240V236L239 238H236L235 241ZM260 240V239H258ZM87 241V240H86ZM180 241V240H179ZM185 241V239H184ZM251 241V240H249ZM49 242V244H48ZM144 242V241H143ZM164 242V241H163ZM206 242V241H205ZM247 242V239H246ZM85 243V242H84ZM154 244V243H151ZM159 244V242H158ZM170 244V243H168ZM185 244V243H184ZM207 246L209 244V242L207 243ZM143 245V244H142ZM163 245V244H162ZM161 245V246H162ZM166 245V243H165ZM174 245V244H173ZM198 245V244H197ZM200 245V244H199ZM204 245V244H203ZM254 245V243H253ZM263 245V244H262ZM251 246V245H250ZM148 247V246H147ZM165 247V246H164ZM168 247V246H167ZM196 247V246H195ZM204 247V246H203ZM62 248V250H61ZM143 248V247H142ZM163 248V247H162ZM178 248L175 247V249ZM184 248V247H183ZM182 248V249H183ZM190 248V247H188ZM197 248V247H196ZM264 248V247H263ZM144 250H140L142 251L141 253H143V251H146V247L143 248ZM153 249V248H152ZM172 249V247L170 248V250ZM213 249V248H212ZM216 249V248H215ZM217 249V250H218ZM248 249V248H247ZM191 250V249H190ZM195 250V249H194ZM193 250V251H194ZM200 250V249H199ZM198 250V251H199ZM214 250V249H213ZM66 251V252H64ZM153 251V250H152ZM192 251V250H191ZM181 252V251H180ZM196 252V251H195ZM201 252V251H200ZM213 252V251H212ZM218 252V251H217ZM215 252V253H217ZM218 252V253H219ZM188 253V252H187ZM202 253V252H201ZM214 254V253H213ZM152 253L148 252L147 253V257L144 261H149V259L151 258ZM194 255V254H193ZM196 255V254H195ZM224 255V254H223ZM200 256V255H199ZM262 256V255H261ZM121 257V256H120ZM167 257V256H166ZM194 257V256H193ZM165 258V257H164ZM185 258V257H184ZM196 258V257H195ZM224 258V257H223ZM122 259V258H121ZM194 259V258H192ZM200 259V258H199ZM204 259V258H203ZM226 259V258H225ZM175 260V259H174ZM178 260V259H177ZM182 260V259H181ZM249 262H251L250 259H248ZM248 260L246 259V261L248 262ZM118 261H119V257H118ZM127 261V262H125ZM151 261V260H150ZM157 261V260H156ZM162 261V260H161ZM170 261V260H169ZM202 261V260H201ZM209 261V260H208ZM227 261V260H226ZM204 262V261H203ZM207 262V261H206ZM223 262V261H222ZM262 262V261H261ZM146 263V262H144ZM157 263V262H156ZM155 263V264H156ZM166 263V262H165ZM170 263V262H169ZM181 263V262H180ZM183 263V262H182ZM181 263V264H182ZM209 263V262H208ZM212 263V262H211ZM216 263V262H215ZM219 263V261H218ZM236 263V262H235ZM122 264V263H120ZM153 264V263H152ZM160 264V263H159ZM163 264V262L161 263ZM167 264V263H166ZM188 264V263H187ZM198 264V263H197ZM206 264V263H205ZM210 264V263H209ZM223 264V263H222ZM226 264V263H225Z\"/></svg>",
	"mask_w": 264,
	"mask_h": 264
}]
</instances>
